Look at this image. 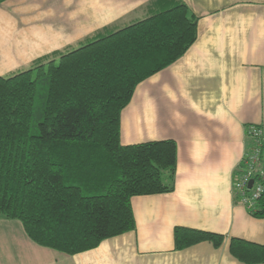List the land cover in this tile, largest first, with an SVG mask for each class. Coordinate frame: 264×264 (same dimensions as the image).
I'll use <instances>...</instances> for the list:
<instances>
[{
	"label": "crops",
	"instance_id": "1",
	"mask_svg": "<svg viewBox=\"0 0 264 264\" xmlns=\"http://www.w3.org/2000/svg\"><path fill=\"white\" fill-rule=\"evenodd\" d=\"M181 1L198 18L196 42L142 82L121 114L122 145L176 142L174 190L132 198L136 229L78 255L40 247L20 222L1 219L0 264H244L230 253L232 239L264 244V219L233 189L252 147L247 128L264 131V0ZM166 6L163 0H7L0 4V76ZM178 227L223 235L224 243L177 250Z\"/></svg>",
	"mask_w": 264,
	"mask_h": 264
},
{
	"label": "trees",
	"instance_id": "2",
	"mask_svg": "<svg viewBox=\"0 0 264 264\" xmlns=\"http://www.w3.org/2000/svg\"><path fill=\"white\" fill-rule=\"evenodd\" d=\"M163 1L166 8L145 20L0 76V220L20 222L36 245L71 256L91 251L136 229L132 198L174 190L175 141L121 143V114L136 88L197 40L189 7ZM256 209L264 219V196ZM224 239L175 230L177 250L220 248ZM230 253L264 264V244L234 238Z\"/></svg>",
	"mask_w": 264,
	"mask_h": 264
},
{
	"label": "built area",
	"instance_id": "3",
	"mask_svg": "<svg viewBox=\"0 0 264 264\" xmlns=\"http://www.w3.org/2000/svg\"><path fill=\"white\" fill-rule=\"evenodd\" d=\"M247 136L252 140L253 146L239 167L233 189L242 204L252 213L257 210V204L264 196V132L251 125L247 128ZM252 180L254 183L249 189Z\"/></svg>",
	"mask_w": 264,
	"mask_h": 264
},
{
	"label": "water",
	"instance_id": "4",
	"mask_svg": "<svg viewBox=\"0 0 264 264\" xmlns=\"http://www.w3.org/2000/svg\"><path fill=\"white\" fill-rule=\"evenodd\" d=\"M254 181L252 180L249 184V189H251L252 185H253Z\"/></svg>",
	"mask_w": 264,
	"mask_h": 264
},
{
	"label": "rangeland",
	"instance_id": "5",
	"mask_svg": "<svg viewBox=\"0 0 264 264\" xmlns=\"http://www.w3.org/2000/svg\"><path fill=\"white\" fill-rule=\"evenodd\" d=\"M247 137H248V136H247ZM251 141H252V140H251ZM252 146H253V142H252ZM251 148H252V147H251ZM249 151H250V150H249ZM249 151H248V152H249ZM248 152H247V153H248Z\"/></svg>",
	"mask_w": 264,
	"mask_h": 264
}]
</instances>
